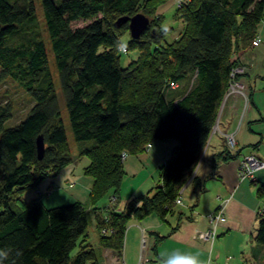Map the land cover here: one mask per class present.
<instances>
[{
    "label": "trees",
    "instance_id": "trees-1",
    "mask_svg": "<svg viewBox=\"0 0 264 264\" xmlns=\"http://www.w3.org/2000/svg\"><path fill=\"white\" fill-rule=\"evenodd\" d=\"M169 1L40 0L78 156L89 159L84 175L92 179L87 203L47 208L42 198L26 201L24 195L57 177L73 164L74 156L67 147L35 0H0V80L18 83L35 103L23 121L6 128L12 110L0 102V248L13 251L6 264L12 259L16 264H102L101 254L84 244L90 214L101 249L122 258L130 222L140 224L157 216L173 233L183 221L193 220V207L187 213L181 209L185 193L180 192L189 181L196 197L204 191L197 168L219 116L230 71L240 63L233 56L260 38L264 0H176V16L184 26L172 43L166 39L173 29L162 34V16L157 15ZM139 13L150 24L140 39L128 43L126 53L137 48L139 58L122 68L120 55L126 53L114 45L130 34L129 23L121 28L115 24ZM80 21L85 24L73 26ZM40 136L45 144L41 160ZM167 140L178 146L159 169V185L123 211H116V203L113 209L101 206L110 193L119 200L126 174L122 155L143 154L153 142ZM230 151L219 155L223 161L239 159V150ZM258 196L264 198V186ZM258 224L254 243L264 249V214ZM146 233L153 242L147 264L149 254L158 256V245L169 235ZM16 250H22V257L15 258Z\"/></svg>",
    "mask_w": 264,
    "mask_h": 264
},
{
    "label": "crops",
    "instance_id": "crops-1",
    "mask_svg": "<svg viewBox=\"0 0 264 264\" xmlns=\"http://www.w3.org/2000/svg\"><path fill=\"white\" fill-rule=\"evenodd\" d=\"M258 35L260 44L257 47L250 46L233 56L240 62L239 64L249 65L243 81L250 90V107L245 109L243 99L231 97L224 106H221L218 116L222 133L236 132L239 159L223 161L219 155L228 149L226 140L223 134L212 133L205 149V157L198 165V175L205 181L204 191L196 197L189 187L190 194L194 197L192 199L191 195L185 197L184 206H181L182 211L186 213L193 207V220L183 221L180 228L173 233L170 226L162 223L157 216H151L140 224L138 222L132 224V227L138 230L137 236L141 235L139 227L146 229L149 234L158 232L162 236L169 235L158 245V256L152 259L153 255L149 254L147 264L154 262L162 264L166 256L172 257L169 264H176L182 254L189 253L199 255L203 264H208L209 260L211 264H258L260 260L263 261L264 249L256 246L254 238L258 230L259 216L262 215L260 211L264 209L263 198L258 196L259 189L264 186V169L257 172L255 182H241L238 177V168L243 155L254 154L264 162V22L260 26ZM177 146L178 142L174 140L158 141L153 142L150 150L143 154L127 155L123 162L125 173L138 176L140 171H145L147 164H151L154 170H159ZM71 166L72 164L68 167ZM68 167L58 175L64 173L65 182L68 181L66 177L73 173ZM148 167L150 168L149 165ZM85 178L87 177L81 176L77 179L83 193L78 191V194L75 193L74 197L76 194L78 198L81 196L79 199L76 197L78 199L76 202L88 201L92 181H85ZM53 180H56V177ZM44 183L40 185L44 189H38L39 194L49 191L51 193L54 186H58L52 181L49 185ZM256 183H260V186H256ZM69 186L72 188L74 184ZM113 196V193H110L109 197ZM116 200V211H123L124 209L119 208V200L117 198ZM105 202H101V206L106 207L109 204ZM221 206H224L227 220L217 228L218 238L212 243H199L194 239L195 233L210 227L209 216ZM135 224L140 226L135 227ZM131 229L129 227L128 234ZM103 257L104 264H119L117 253L112 250L103 249ZM129 263L136 264L134 260Z\"/></svg>",
    "mask_w": 264,
    "mask_h": 264
},
{
    "label": "rangeland",
    "instance_id": "rangeland-1",
    "mask_svg": "<svg viewBox=\"0 0 264 264\" xmlns=\"http://www.w3.org/2000/svg\"><path fill=\"white\" fill-rule=\"evenodd\" d=\"M35 4H36V14L38 17V21L40 24V27L42 28L43 31V37L45 39V42L47 44L48 47V52H49V59H50V68L52 71V75H53V80L55 83V87L57 90V93L59 95L60 101H61V109H62V118L64 121V125L67 131V136H68V144L67 147H69L70 152L73 154L74 156V162L72 164L70 168L71 170H73V173L69 174L66 179L68 180L67 182H65V180L63 179L64 177V173L61 174L60 176L56 177V180H53L54 178L48 179L44 184H50L51 181L55 182V184H57L58 186H54V188L51 190V194L50 195H43L42 193H38V189L40 188L41 190H43L44 188L39 187L36 190H32L27 192L24 195V199L26 201H30L36 198H42L44 200L45 205L47 206V208H54V207H60V206H65V205H70L76 202V200H78V196L77 194L83 193L82 192V188H80V184L78 183V178L83 176V177H87L84 175V169L86 166L89 165L90 161L87 158H80L78 156L79 154V146L78 144L75 142L72 131H71V126H70V121L67 115V110L65 107V102H64V98L61 92V88H60V84H59V79H58V75L56 72V66L54 64V59L50 50V42H49V38L48 35L44 29V18H43V11H42V7H41V3L40 0H35ZM176 10H177V4H176V0H170L169 2H167L166 4H164L163 6H161L158 9V17L162 16V18H160L163 22V25L167 24L168 28H172L173 31L172 33L167 37L166 42L168 43H172L175 40H177L181 34V32L183 31V22L176 16ZM85 23L80 21L77 22L75 24H73L74 27H78V26H83ZM131 35L130 34H125L124 36H122L121 40H125L128 43L131 41ZM140 56V51L137 48H133L130 49L128 51V53L126 54H121L120 55V66L122 68H127L131 62L136 61ZM0 102L4 105H9L11 107L12 110V117L9 121H7L6 123V128H13L15 126H17L21 121H23L27 115L29 114L30 110L32 109V107L34 106V101L32 100L31 96L23 89V87H21L18 83L14 82L13 80L10 79H6V80H0ZM235 134V141L237 144V140H236V132H231ZM225 138V136H223ZM226 140V138H225ZM91 144V143H89ZM226 145H227V141H226ZM228 146V145H227ZM123 161V160H122ZM148 165L150 166V168L148 167ZM140 166V165H139ZM145 171H140V175L138 176H133L131 174H126L124 177V181L120 190V194H119V208L121 209H126L128 204L136 198H139L141 196L147 195L150 192H152L157 184H159V170L156 171V169L154 170V168L152 167L151 164H147L145 166ZM1 170V167H0ZM69 170V169H67ZM85 181H92L91 178L87 177L85 178ZM78 183V184H77ZM43 184V185H44ZM70 184H74V186L71 188L69 185ZM256 186H260V183H256ZM151 190V191H150ZM78 191V193H77ZM76 194V197L75 196ZM186 193H189L186 195ZM184 198L187 197L188 195H191V199L193 196V194L191 193V190L188 189L186 191ZM114 197V196H113ZM111 197H107L105 198L102 203L104 201L105 204H107L109 202V199ZM81 201V200H80ZM83 204H85L83 201L81 202ZM115 203H117L115 201ZM262 208H264V198H263V203H262ZM219 209V208H218ZM217 211V210H216ZM215 211V212H216ZM214 212V213H215ZM173 222V220H172ZM134 222H130L129 226H128V230L129 227L131 229V231L128 234V230H127V234H126V242H125V249L123 251V255H124V259L127 262V258H128V262L127 264H130L129 262L134 260L136 262V264L141 260L142 258V238L141 235L137 236L138 234V230L135 229L134 227H132V224ZM139 224H135V227L138 226ZM167 228V226H165ZM165 228V229H166ZM140 229V228H138ZM87 238H86V242L84 243L85 245H90L93 249H95L99 254H101V258L103 257V249H101L100 245H99V234L96 230V223H95V219H94V215L90 214L89 215V225H88V229L86 232ZM152 239L148 240V250L145 252V258H147V254L149 249H151L152 247ZM79 252V247L72 253V258L75 257V255ZM117 258L119 260V264H121L120 260L122 258V255L117 254ZM154 258V256L152 257V259ZM158 262H154V263H150V264H157ZM253 263V262H252ZM104 264V263H102ZM258 264H264V259L263 261L260 260L258 262Z\"/></svg>",
    "mask_w": 264,
    "mask_h": 264
},
{
    "label": "built area",
    "instance_id": "built-area-1",
    "mask_svg": "<svg viewBox=\"0 0 264 264\" xmlns=\"http://www.w3.org/2000/svg\"><path fill=\"white\" fill-rule=\"evenodd\" d=\"M178 4L181 5V1H178ZM260 44V38H256V40L253 41V47H257ZM127 52V50H126ZM249 70V65L248 64H239L238 66H235L231 69L230 74H229V82H228V89L226 91V94L223 99L222 106L225 105L227 99L233 97V98H241L245 102V109L250 107V90L247 87V85L244 83L243 79L244 76L247 74ZM172 88H177L178 85L171 83L170 84ZM219 117L217 118L216 124L213 128L212 133H221L223 136H225L228 148L236 152L237 150V144L235 141V134L234 133H222L219 128ZM151 145L147 146V149L150 150ZM205 157V151L201 157V160L199 164L202 163L203 159ZM126 159V155H122V160L123 162ZM199 167L197 168L198 172ZM264 169V162L258 158L254 154H248L243 156L240 166H239V171H238V176L241 182L245 181H252L255 182L257 180V172L261 171ZM190 187V181L182 188L180 194H184L186 190ZM181 197L177 199V204L182 203ZM116 198L111 197L109 199V204L106 206L112 207L115 204ZM261 214H264V209H262ZM226 214H225V209L224 206H221L215 213L209 216V223L210 227L206 230H198L195 233L194 239L198 241L201 244H208L212 243L218 238V233H217V228L226 222ZM141 230V238H142V258L137 264H146L147 258H145V252L148 250V240L149 237L146 233V230L144 228H140ZM108 231L107 230H102V234H106ZM121 264H127L126 260L124 259V256L122 258Z\"/></svg>",
    "mask_w": 264,
    "mask_h": 264
},
{
    "label": "clouds",
    "instance_id": "clouds-1",
    "mask_svg": "<svg viewBox=\"0 0 264 264\" xmlns=\"http://www.w3.org/2000/svg\"><path fill=\"white\" fill-rule=\"evenodd\" d=\"M160 31L162 34L167 35L169 32V28L167 24L162 25L160 28ZM128 42L125 40H118L114 47L118 52L126 53V50L128 49ZM23 252L22 250H16L14 252L15 258L22 257ZM13 256V251L8 248H0V264H6V261H9L10 257ZM172 260L171 256H166L164 260L162 261V264H169V262ZM11 264H16V259L11 260ZM176 264H203L201 261L199 255H193V254H182L181 258L176 261ZM208 264H211V261L209 260Z\"/></svg>",
    "mask_w": 264,
    "mask_h": 264
},
{
    "label": "water",
    "instance_id": "water-1",
    "mask_svg": "<svg viewBox=\"0 0 264 264\" xmlns=\"http://www.w3.org/2000/svg\"><path fill=\"white\" fill-rule=\"evenodd\" d=\"M129 23V31L132 39H140L149 27L150 20L144 14L139 13L132 18L123 17L120 18L115 26L116 28H121L124 24ZM38 158L43 159L45 153V144L43 137H39L37 140Z\"/></svg>",
    "mask_w": 264,
    "mask_h": 264
}]
</instances>
